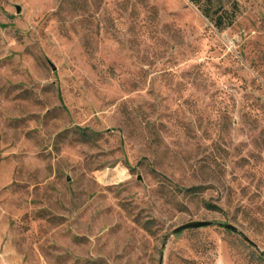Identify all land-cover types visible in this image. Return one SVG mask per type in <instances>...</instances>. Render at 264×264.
Masks as SVG:
<instances>
[{"label":"rangeland","instance_id":"rangeland-1","mask_svg":"<svg viewBox=\"0 0 264 264\" xmlns=\"http://www.w3.org/2000/svg\"><path fill=\"white\" fill-rule=\"evenodd\" d=\"M239 1L218 28L0 0V264H264V0Z\"/></svg>","mask_w":264,"mask_h":264},{"label":"trees","instance_id":"trees-1","mask_svg":"<svg viewBox=\"0 0 264 264\" xmlns=\"http://www.w3.org/2000/svg\"><path fill=\"white\" fill-rule=\"evenodd\" d=\"M203 15L208 17L213 25L218 28H226L232 25L242 5L239 0H190Z\"/></svg>","mask_w":264,"mask_h":264},{"label":"water","instance_id":"water-1","mask_svg":"<svg viewBox=\"0 0 264 264\" xmlns=\"http://www.w3.org/2000/svg\"><path fill=\"white\" fill-rule=\"evenodd\" d=\"M20 9H21V6L18 5V10H20ZM207 223H209L208 220H195V219H193V220H189L187 222H184V223L178 225L175 228V230H181V229H183L185 227H189V226H200V225H204V224H207Z\"/></svg>","mask_w":264,"mask_h":264}]
</instances>
